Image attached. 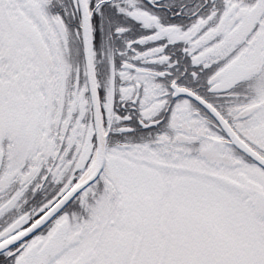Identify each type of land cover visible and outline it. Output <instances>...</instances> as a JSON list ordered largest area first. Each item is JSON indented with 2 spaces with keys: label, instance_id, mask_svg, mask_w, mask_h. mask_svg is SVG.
I'll use <instances>...</instances> for the list:
<instances>
[{
  "label": "snow or ice",
  "instance_id": "obj_1",
  "mask_svg": "<svg viewBox=\"0 0 264 264\" xmlns=\"http://www.w3.org/2000/svg\"><path fill=\"white\" fill-rule=\"evenodd\" d=\"M0 264H264V0H0Z\"/></svg>",
  "mask_w": 264,
  "mask_h": 264
}]
</instances>
